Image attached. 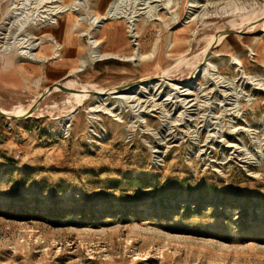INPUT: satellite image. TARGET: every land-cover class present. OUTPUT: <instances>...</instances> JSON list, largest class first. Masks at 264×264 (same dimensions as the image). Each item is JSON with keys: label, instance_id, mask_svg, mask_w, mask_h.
Masks as SVG:
<instances>
[{"label": "rangeland", "instance_id": "374dc122", "mask_svg": "<svg viewBox=\"0 0 264 264\" xmlns=\"http://www.w3.org/2000/svg\"><path fill=\"white\" fill-rule=\"evenodd\" d=\"M96 1L51 15L108 19L116 0ZM134 6L157 27L143 51ZM121 8L129 52L109 54L137 58L141 74L75 72L60 82L70 92L0 109L21 116L0 115V264H264V0Z\"/></svg>", "mask_w": 264, "mask_h": 264}, {"label": "crops", "instance_id": "0c3cea01", "mask_svg": "<svg viewBox=\"0 0 264 264\" xmlns=\"http://www.w3.org/2000/svg\"><path fill=\"white\" fill-rule=\"evenodd\" d=\"M106 2L107 0H97L96 7L104 8ZM5 6L6 1L0 0V18ZM116 19L118 18L103 19L96 24L84 18L80 22L75 14L66 12L59 16L56 24L49 28H40L37 32V35L44 37V42L38 47L36 60L22 58L12 51L0 53V109L7 110L21 104L34 92L39 96L48 86L62 82L75 72L92 70L99 73L100 70L105 71V67L118 63L122 68L112 69V72L141 74L138 68L142 62L137 58L120 59L109 54L126 55L129 52L127 42L121 38L124 36L123 27ZM156 29L154 24L146 22L143 18L136 21L137 44H140L142 51L146 44L159 43L155 40ZM89 34L94 36L98 41L97 45L102 52L108 54L107 56H92L93 47L87 39ZM178 36H170V45L175 51L180 50L178 47L184 43V39ZM128 65H134L135 73L127 69ZM18 107L20 106L15 108Z\"/></svg>", "mask_w": 264, "mask_h": 264}, {"label": "built area", "instance_id": "2783aa9c", "mask_svg": "<svg viewBox=\"0 0 264 264\" xmlns=\"http://www.w3.org/2000/svg\"><path fill=\"white\" fill-rule=\"evenodd\" d=\"M5 1H7L8 3L7 6H11H9L10 10H8V7H5L0 18V53H8L12 51L21 56L22 58L28 60H36L38 47L44 42V37L39 35L35 36L34 34H32V32L29 31V28L31 26H36L39 29L45 28L47 21L44 23L43 18L47 19L45 15L48 13V10H50L51 12L52 10L44 8L43 6H41V4H38V6L40 5L38 7V13H35L33 15L34 6L29 0H24L25 2L22 1V4L19 6L15 3L10 2V0ZM58 9L60 8L54 9L53 12L55 11L56 14L59 11ZM18 16H20L19 19ZM25 19L26 23L21 26L20 22ZM100 20H102L101 17L99 21ZM78 21L81 22L83 20H80L78 17ZM98 23L99 22H96V24ZM129 32L131 42L133 43V45H137V34L134 35L132 33L131 26L129 27ZM87 39L88 43L92 47L93 42H95V46H97V41L92 34H89L87 36Z\"/></svg>", "mask_w": 264, "mask_h": 264}, {"label": "bare ground", "instance_id": "6f19581e", "mask_svg": "<svg viewBox=\"0 0 264 264\" xmlns=\"http://www.w3.org/2000/svg\"><path fill=\"white\" fill-rule=\"evenodd\" d=\"M44 0H37V5L38 4H41L42 2H43ZM59 1H61V0H59ZM125 1L126 0H116L114 3H112L110 6H109V8H107V10H106V15L108 16V18H117V16L119 15V14H126V13H124L123 11H122V8H121V6H122V4L123 3H125ZM89 2H90V0H71L70 2H67V3H64V4H62V5H60L59 6V8L60 9H63L64 11L65 10H67L68 8H70V9H78L80 6H87L88 4H89ZM148 3V2H147ZM140 11V10H139ZM139 11H137V9H136V6H134L133 7V11H132V14H131V16L130 17H128V18H130V22H131V25H129V26H131V28H132V33L134 34V35H136V31H135V21H137L138 20V16L140 15V12ZM52 14L53 13H55V11L53 12V10H52V12H51ZM146 14L147 15H150V12H146ZM46 17H47V24H56V19H55V17L54 16H52L49 12L45 15ZM20 18V16H18V19ZM91 18H92V21L93 22H100L99 21V16H97V15H95V14H93L92 16H91ZM107 18V17H106ZM21 23V26L24 24V23H26V19L25 20H23V21H21L20 22ZM108 54L107 53H104V52H102L100 49H98L96 46H95V42H93V48H92V56L93 57H104V56H107ZM203 72L205 73V69H203ZM190 86H192L191 85V83H190V85L189 86H187L186 88H182L183 90H188L189 89V87ZM56 87H54L53 88V90L55 89ZM177 88H179V87H177ZM83 94H85V95H88V93L87 92H85V91H81ZM89 92H91V91H89ZM94 92V91H93ZM188 92V91H187ZM97 93H99V95L97 96L100 100L101 99H103V98H101V96H105L106 94L105 93H101V92H97ZM116 97H123V95L122 94H120V95H116ZM235 107V106H234ZM91 119L92 120H94L95 119V115H93V114H91ZM66 119V121L67 120H69L70 119V117H66V118H63L62 119V122H61V124H62V130H67V124H65V122H64V120Z\"/></svg>", "mask_w": 264, "mask_h": 264}, {"label": "water", "instance_id": "95a60500", "mask_svg": "<svg viewBox=\"0 0 264 264\" xmlns=\"http://www.w3.org/2000/svg\"><path fill=\"white\" fill-rule=\"evenodd\" d=\"M232 33H241V32L240 31H233V30H225L223 33H220V34L225 35V34H232ZM200 68H201V66H199V69ZM197 75H198V73H197ZM191 76H193V73L191 74ZM154 80H155V78H152L151 79V81H154ZM138 83L139 82H135V83H130V84H125V85L119 86L118 87V90L126 89V88H128L130 86L137 85ZM54 87H57V88H59V89H61L63 91H68V92L71 91L69 88L64 87L60 82H58V83H55L53 85L48 86V88L39 95V100L42 99L45 95H47L51 90H53ZM94 93H96L97 95H99V93H97V92H94ZM0 115L1 116H5L7 118H12V119H18V118L21 117V116H16L14 114H6L5 112H3L1 110H0Z\"/></svg>", "mask_w": 264, "mask_h": 264}]
</instances>
